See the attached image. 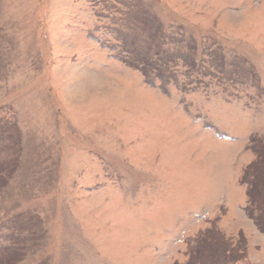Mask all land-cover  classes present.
<instances>
[{
	"label": "rangeland",
	"instance_id": "1",
	"mask_svg": "<svg viewBox=\"0 0 264 264\" xmlns=\"http://www.w3.org/2000/svg\"><path fill=\"white\" fill-rule=\"evenodd\" d=\"M255 150L264 0H0V264H264Z\"/></svg>",
	"mask_w": 264,
	"mask_h": 264
},
{
	"label": "trees",
	"instance_id": "2",
	"mask_svg": "<svg viewBox=\"0 0 264 264\" xmlns=\"http://www.w3.org/2000/svg\"><path fill=\"white\" fill-rule=\"evenodd\" d=\"M257 140V139H255ZM254 140V142H255ZM257 152V157L256 159L249 165L248 167V171L251 170V174L253 175V177L256 179V183H258L261 186H263L264 183V157L262 156L264 154V150L263 153H261L259 150H255ZM249 201L251 202V204L253 205V207H258V203H256L258 200L255 197V191H254V186H252V188L249 190ZM264 202V200H263ZM261 225V224H260ZM197 254V252H196ZM192 256H194V254H192ZM202 256V255H200ZM191 257V255L189 256V258ZM193 258V257H192ZM193 260V259H192Z\"/></svg>",
	"mask_w": 264,
	"mask_h": 264
}]
</instances>
